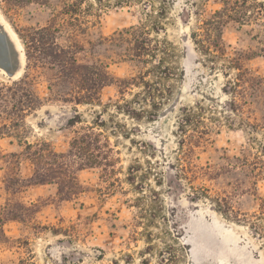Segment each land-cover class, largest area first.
<instances>
[{
	"label": "rangeland",
	"instance_id": "1",
	"mask_svg": "<svg viewBox=\"0 0 264 264\" xmlns=\"http://www.w3.org/2000/svg\"><path fill=\"white\" fill-rule=\"evenodd\" d=\"M61 1L0 0V82L27 75L33 83L39 103L25 119L28 143L45 141L66 153L73 138L91 129L118 152L119 163L106 180L100 169L78 172L80 192L68 199L54 183L13 195L10 175L29 179L33 166L6 157L22 148L0 136V205L9 199L36 204L23 222L3 226L9 242L0 245V264H18L29 252L35 264H264V7L258 5L264 0H239L258 22L229 21L221 53L198 44L211 48L215 33L199 28L221 10L220 0L82 1L93 22L80 36L89 54L110 63L114 77L137 80L121 94L105 87L98 102L83 105L56 101L69 98L70 86L38 53L26 68L15 31L27 40ZM139 25L159 44L148 64L130 61L129 43L106 41ZM185 109L211 127V143L196 154L192 184L176 169Z\"/></svg>",
	"mask_w": 264,
	"mask_h": 264
},
{
	"label": "trees",
	"instance_id": "2",
	"mask_svg": "<svg viewBox=\"0 0 264 264\" xmlns=\"http://www.w3.org/2000/svg\"><path fill=\"white\" fill-rule=\"evenodd\" d=\"M82 1L84 0H62L60 9L52 10L47 24L31 29L27 40L15 30L24 45L26 68L30 65L32 52L41 55L49 64L47 69H58L61 76L65 78L61 82L70 86L67 93L69 98L56 99V101L74 105L98 102L102 89L108 86L115 87L121 94L123 88H127V85L131 83L135 86L137 81L134 78L125 80L114 77L109 70L110 63L93 58L89 54L90 49L85 48L80 36L85 34L88 26L93 22L87 20L90 15L82 10ZM242 1L246 4L249 0ZM220 2L221 10L201 21L200 30L206 35L215 33L211 48L204 47L202 41L198 42L203 52L213 50L221 53L222 28L229 21L241 23L255 20L245 13L246 9H241L239 0H220ZM258 5L260 9L264 7L261 3ZM92 8V5H88L87 9L90 12ZM92 16L96 15L92 14ZM62 33L65 35L63 36ZM146 35L147 29L143 25L131 26L110 36L106 41H109L111 45L115 40L120 43H129L131 45L129 51L131 54L128 56L130 61L148 64L150 60L157 58L159 44ZM61 36L64 37V43L58 42ZM202 36L199 34V37L202 38ZM145 72L148 74L150 70ZM55 80L48 81L50 97H52V88L56 87ZM143 84L145 87L148 85V83ZM32 85L27 75L10 85L0 82V136L16 139L18 146L22 148L20 153H11L6 157L14 160L17 166H19L20 158L23 157L33 166L29 179L20 178L17 172L10 175L7 185V188H11L10 192L14 195L30 186L54 183L57 185V195L62 199H68L80 192L77 173L84 169H100L102 179L105 180L114 177L115 166L119 163L118 152L110 146L107 139L101 140L100 135L93 133L91 129H88V133L73 138L66 153H55L45 141H37L33 144L27 142L25 119L30 111L34 110V103H39V98L30 91ZM198 110L202 112L201 107ZM189 111L185 109L186 117L180 128L181 164L176 169L179 175L192 184L198 179V167L194 165V160L197 158L198 151L211 143V127L207 126L197 114H191ZM131 114H135L134 111ZM72 122L73 119L69 121V124ZM192 123H195V128L185 129V126H190ZM192 188L195 189L193 185ZM10 201L9 199L4 205H0V245L9 242L3 230L5 223L23 222L26 215L36 207L33 203L27 205L18 200L10 204ZM18 244L28 245L27 241L22 243L19 241ZM18 264H35L31 252L26 258L20 259Z\"/></svg>",
	"mask_w": 264,
	"mask_h": 264
},
{
	"label": "water",
	"instance_id": "3",
	"mask_svg": "<svg viewBox=\"0 0 264 264\" xmlns=\"http://www.w3.org/2000/svg\"><path fill=\"white\" fill-rule=\"evenodd\" d=\"M3 51H4V54H7V52L5 50H2V53H3Z\"/></svg>",
	"mask_w": 264,
	"mask_h": 264
},
{
	"label": "bare ground",
	"instance_id": "4",
	"mask_svg": "<svg viewBox=\"0 0 264 264\" xmlns=\"http://www.w3.org/2000/svg\"><path fill=\"white\" fill-rule=\"evenodd\" d=\"M5 21V20H4ZM11 31H12V29H11ZM13 33V32H12ZM11 34V33H10ZM16 35V34H15ZM10 37H11V35H10ZM11 39H12V37H11ZM22 47V46H21ZM23 49V48H22Z\"/></svg>",
	"mask_w": 264,
	"mask_h": 264
}]
</instances>
